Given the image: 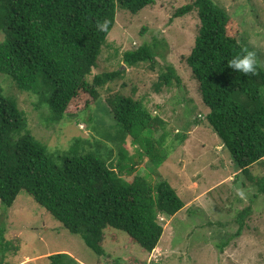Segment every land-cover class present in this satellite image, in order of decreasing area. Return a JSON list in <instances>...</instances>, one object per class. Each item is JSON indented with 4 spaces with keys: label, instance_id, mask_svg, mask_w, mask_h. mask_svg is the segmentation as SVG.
<instances>
[{
    "label": "trees",
    "instance_id": "16d2710c",
    "mask_svg": "<svg viewBox=\"0 0 264 264\" xmlns=\"http://www.w3.org/2000/svg\"><path fill=\"white\" fill-rule=\"evenodd\" d=\"M155 1L0 0V73L9 76L21 91L34 95L35 105L47 107L42 117L47 126L66 118L68 109L87 107L106 93L107 110L122 127L123 138L130 136L133 144L144 145L149 155L153 150L162 152L157 155L161 164L167 155L163 152L170 150L164 146L169 133L163 120L152 115L143 101L112 90L111 84L122 78L120 66L92 72L114 26L116 11L135 15ZM193 10L199 28L184 61L208 108L206 122L240 173L264 195V175L250 173L254 164L264 161V68L257 61V74L245 75L228 66L232 57L251 50L238 35L235 22L213 0H192L172 17ZM105 19L109 29L100 32L96 24ZM157 47L156 41L125 50L122 61L133 67L144 63L153 71L158 65ZM181 82L176 68L165 63L159 68L155 88L159 92ZM156 127L162 133L152 139ZM176 139L182 143L186 135L176 134ZM98 148L95 144L94 149L80 151L75 145L56 157L60 163L55 162L46 146L27 129L23 110L0 85V204L10 207L25 191L83 240L98 256L97 264H118L103 248L105 230L124 231L130 241L151 252L163 233L159 216H173L185 203L165 180L152 183L141 175L124 179L122 170L129 167L126 172L131 173L134 165L123 166L118 161L115 167ZM250 213L249 206L238 211L235 235L241 234ZM4 232L0 226L1 255L13 246ZM115 238L112 235V240ZM48 259L50 264H79L61 252L48 255Z\"/></svg>",
    "mask_w": 264,
    "mask_h": 264
},
{
    "label": "rangeland",
    "instance_id": "374dc122",
    "mask_svg": "<svg viewBox=\"0 0 264 264\" xmlns=\"http://www.w3.org/2000/svg\"><path fill=\"white\" fill-rule=\"evenodd\" d=\"M213 1L235 22L238 35L264 68V0ZM191 2L156 0L135 15L118 9L114 26L92 67L93 73H100L120 66L124 72L121 79L111 84L112 90L143 101L152 115L163 120L169 133L164 146L170 150L163 152L167 155L161 164L157 155L162 152L153 150L149 155L144 145L133 144L130 136L123 138L122 127L107 110L106 93L91 100L87 107L68 109L66 118L47 126L42 118L47 107L35 105L34 95L21 91L9 76L0 73L4 94L23 110L27 129L46 146L55 162L60 163L56 157L75 145L80 151H87L97 144L101 156L113 166L118 161L123 166L134 165L131 173L126 172L129 167L122 170L124 179L141 175L148 176L152 183L165 180L185 203L173 216H159L163 233L151 252L130 241L124 231L105 230L103 248L118 264H264V195L257 193L240 173L231 154L207 124L208 108L184 61L193 46L199 19L195 10L172 16ZM2 37L0 32V40ZM156 41L159 54L155 70H149L144 63L134 67L123 63L125 50ZM165 63L176 68L182 82L158 92L155 82ZM161 133L162 129L154 128L152 139ZM180 133L186 135L182 143L176 139ZM145 134L149 138L147 131ZM250 173L263 176L264 161L254 164ZM237 188L245 190L244 199L237 195ZM246 206L251 213L245 218L241 234L235 235L237 213ZM0 226L13 244L12 249L0 253V264H50L48 255L59 252L69 254L79 264L98 262V256L78 235L70 233L25 191L17 195L10 207L0 204Z\"/></svg>",
    "mask_w": 264,
    "mask_h": 264
},
{
    "label": "clouds",
    "instance_id": "9594fccd",
    "mask_svg": "<svg viewBox=\"0 0 264 264\" xmlns=\"http://www.w3.org/2000/svg\"><path fill=\"white\" fill-rule=\"evenodd\" d=\"M96 28L100 32H107L109 29V21L97 22ZM228 66L238 73L245 75H256L258 71L257 58L253 51H246L232 57L227 61ZM237 195L241 198H245V190L242 188L236 189Z\"/></svg>",
    "mask_w": 264,
    "mask_h": 264
}]
</instances>
